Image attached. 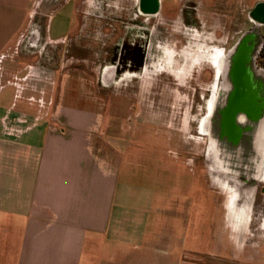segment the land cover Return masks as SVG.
<instances>
[{
    "label": "crops",
    "instance_id": "1",
    "mask_svg": "<svg viewBox=\"0 0 264 264\" xmlns=\"http://www.w3.org/2000/svg\"><path fill=\"white\" fill-rule=\"evenodd\" d=\"M139 1L116 0V12L135 17ZM36 3L0 0V264H197L196 253L212 244L205 208L212 195L201 199L198 225L194 198L180 204L168 189L158 195L160 181L172 184L177 163L163 150L169 160L161 169L163 152L153 149L154 169L147 172L141 140L153 133L113 113L115 101L99 96L104 77L83 75L96 71L100 54L78 55L58 69L62 78L45 84L40 98L29 93L31 72L20 80L23 71L10 65ZM64 6L73 8L78 33L55 38L53 18L47 24V41L58 44L61 59V45L81 41L94 25L97 1L65 0ZM64 6L60 0L57 13ZM182 181L173 184L185 186ZM214 243L230 259L229 245Z\"/></svg>",
    "mask_w": 264,
    "mask_h": 264
},
{
    "label": "rangeland",
    "instance_id": "2",
    "mask_svg": "<svg viewBox=\"0 0 264 264\" xmlns=\"http://www.w3.org/2000/svg\"><path fill=\"white\" fill-rule=\"evenodd\" d=\"M163 1L165 2H163L165 6L162 11L163 16L160 14L158 16L149 15L147 18L148 33L151 34L149 36L150 59H155L158 62L167 60V57L161 54V50L163 52L169 50L173 56L177 54L173 37L174 30L177 28L174 19L177 20L181 17L184 8L197 6L199 17L206 21H213L210 25L211 30L208 31L210 37L215 39V35L220 33V30L223 32V82H225V78L233 80L231 78L232 67L237 59L235 51L237 43L233 37L239 30L238 18L242 10L241 3L244 5L245 0H223V15L218 10V15H216V11L210 9L214 0ZM249 1L250 7L257 2L264 3V0ZM160 2L162 1L160 0ZM59 7L60 0H37L35 7L31 10L29 22L13 51L14 62L10 64L23 71L19 72L20 80L26 69L31 72V92L29 93L37 95L39 98L42 96L45 84L49 82L52 84L55 77H61L59 73L55 72L60 68L65 69L66 64L72 65V59L68 58V61L64 62L60 58L58 44L55 42L50 44L47 41V24L52 18L51 33L55 38L64 36L73 38V35L78 33V31H74L73 24H76L77 20L74 11H72L73 8L64 6L63 10L57 13ZM202 8L207 13H202ZM247 11L248 9H243V20L249 17ZM219 17L223 19L222 26H220V22L219 24L214 22ZM133 18H137V16ZM132 28L134 31L131 39L140 40L138 35H141L142 32L136 27L132 26ZM194 45V52L188 51L191 55L197 53L202 44L195 43ZM189 48L192 49V45H189ZM230 49L233 51L232 53L229 52ZM260 50L261 54H264V39L260 43ZM69 51L72 54H78L82 50L76 45H71ZM184 51L179 52L180 55ZM250 51L251 49L246 54ZM181 60L179 63L181 69L177 73L176 79L169 73L160 75L159 72H155L153 74L151 69L140 73L137 79H126V74L117 77L112 72L110 65L101 69L99 64H93L96 71L83 72V75L96 80L99 77L101 79L104 77V81H99L100 87H103L98 90L99 96L107 99L109 103L115 101L116 104L112 106L113 110L111 109L113 113L125 114L131 121L130 126L153 133L141 140V146L144 149L142 160L145 165L147 164L148 173L150 171L152 173L154 169L153 166L150 168V159H154L153 149L163 152L162 159L158 162L161 169L167 167L166 163L169 160L167 155L173 159L172 162L177 163L173 168V173L176 176L174 178L171 176L170 179H173V182L184 179L182 182H185V186L181 183L174 185L172 182L169 185L168 182L160 181L157 189L159 196H161L162 189H168V192L172 194L173 201L179 200L180 204L186 201V197H188L187 199L194 198L198 225V212L202 208L201 199L206 194L212 195L211 203L205 206L206 213L208 210L211 211L209 214L212 222L211 248L207 250V253L197 252L195 262L197 264H264V170L262 176L259 171V174H254L256 183H250L251 177L237 182L232 179L231 175L237 172L227 167V164L223 165L226 167L222 168L223 172H220L214 165L211 137L204 131L203 125L204 118L208 113L206 107L209 99L217 97L220 93L221 78L217 70L218 67L214 62L212 65L197 63L195 72L191 71L190 74H187L185 68L188 63L193 64V58L189 57L187 62L186 60L183 62L182 57ZM84 64L88 66L87 62ZM174 64L178 65L175 61ZM57 80L59 81L58 78ZM154 134L158 136L156 137ZM210 148L213 152L210 151ZM163 150L167 152V155ZM226 152L231 154V151ZM163 180L166 179L163 178ZM236 193L238 194L237 200L234 197ZM162 197L166 203H169L163 206L165 210L172 209L170 206L172 200L167 199L164 192ZM220 207L221 210H219ZM179 210L181 209L179 208ZM220 239L222 243L226 242L229 245L230 249L224 250V253L230 256V259L223 258V248L221 249L220 245L217 246L214 243ZM204 240L207 244V240Z\"/></svg>",
    "mask_w": 264,
    "mask_h": 264
},
{
    "label": "flooded vegetation",
    "instance_id": "3",
    "mask_svg": "<svg viewBox=\"0 0 264 264\" xmlns=\"http://www.w3.org/2000/svg\"><path fill=\"white\" fill-rule=\"evenodd\" d=\"M96 1L97 7L92 11L95 19L91 20L94 21V25L87 27V32L81 41H67L63 46L61 45L62 54L65 56L63 61H68V58L73 61V58L81 54L90 59L97 53L100 55L95 56L97 58L93 63L99 64L101 69L110 65L116 75L126 74L134 77L151 69L153 74L169 73L175 79L181 69L179 66L181 57L183 62L189 61V57L193 58V64L188 63L185 68L187 74L191 71L195 72L197 63L212 65L214 62L221 78L220 93L217 97L210 98L206 107L208 113L204 119L209 127V132L206 131L207 135L212 133L214 147L220 152L224 151L223 164H227L231 169L235 168L237 173H234L232 179L238 182L240 178L251 177L250 183H255L254 174L258 173L256 169L260 166L259 153L263 152L264 143V54H261L260 50V43L264 39V3L257 2L251 7L249 0H245L244 5L241 3V13L243 9H248L249 17L243 20V13H240L239 30L233 37L237 43L235 49L237 59L231 73L233 80L225 78L223 82V32L220 30V33L215 35V39L211 38L208 31L211 30L210 25L213 21L199 17L197 6L184 8L181 17L174 19L179 28L173 33L177 54L173 56L169 50L166 52L161 50V54L165 55L167 60L158 62L150 59L151 34L148 33L147 18L149 15H162L165 7L163 0L162 2L140 0L136 15L138 19L134 22L130 11L116 12L117 7L114 5L116 0ZM64 4L65 0H62V6ZM211 7L210 9L216 11V15H218L217 10L223 15V0H214ZM201 10L202 13H207L203 8ZM82 21L86 19L82 18ZM214 22L217 24L220 22L222 26L223 19L219 17ZM132 23L142 32L138 35L140 40L131 39ZM195 43L202 45L197 53L191 55L188 51L194 52ZM71 45L80 46L82 51L79 54L70 53ZM189 45H192V49ZM248 48L251 51L246 54ZM183 50L185 51L180 55L179 52ZM229 52L233 51L230 49ZM174 61L178 65H175ZM226 151H231V154ZM263 170L264 166L262 173Z\"/></svg>",
    "mask_w": 264,
    "mask_h": 264
},
{
    "label": "bare ground",
    "instance_id": "4",
    "mask_svg": "<svg viewBox=\"0 0 264 264\" xmlns=\"http://www.w3.org/2000/svg\"><path fill=\"white\" fill-rule=\"evenodd\" d=\"M114 9V8H113ZM177 25V24H176ZM181 25V24H180ZM177 29H179V28H177ZM44 50V49H43ZM166 52V51H165ZM89 53V52H88ZM214 57V56H213ZM44 58V57H43ZM77 58V57H76ZM212 58V57H211ZM213 60H214V58H213ZM73 61H74V59H73ZM63 62V61H62ZM86 62V61H85ZM89 64V63H88ZM97 64V63H96ZM43 65V64H42ZM65 65V64H64ZM90 65V64H89ZM215 66V65H214ZM218 70V69H217ZM135 78V77H134ZM121 89V88H120ZM119 90V89H118ZM203 127H204V131H207V132H209V127L207 126V122H206V120L204 121V125H203ZM209 137H211V148L213 147V149H214V152L212 151V149L210 148V151H212L213 152V160H214V162H215V164L214 165H216L217 166V168L219 169V171L220 172H223L222 171V168H225L223 165V152H220V151H218L215 147H214V144H213V138H212V133L209 135ZM259 157H260V160H259V163H260V166H259V168H257L256 169V172H258L259 171V173L260 174H262V168H263V166H264V143H263V152H260L259 153ZM234 170H235V168H233ZM232 176H234V173H232L231 174ZM237 175V174H236ZM240 178V177H239ZM240 180H242L241 178H240ZM209 181H210V179H209ZM213 181V180H212ZM211 181V182H212ZM214 182V181H213ZM256 183V182H255ZM218 185H220V183H218ZM222 185V184H221ZM211 186V185H210ZM216 186H217V184H216ZM213 187V186H212ZM226 187V186H225ZM227 188V187H226ZM227 190V189H226ZM229 190V189H228ZM234 191V190H233ZM237 196V193L236 194H234V197H236ZM225 198V197H224ZM235 199V198H234ZM236 207V206H235ZM240 210V209H239ZM244 211V210H243ZM246 212V211H245Z\"/></svg>",
    "mask_w": 264,
    "mask_h": 264
}]
</instances>
